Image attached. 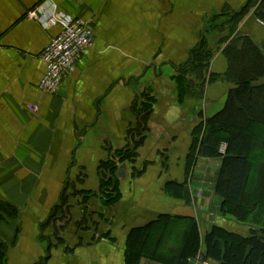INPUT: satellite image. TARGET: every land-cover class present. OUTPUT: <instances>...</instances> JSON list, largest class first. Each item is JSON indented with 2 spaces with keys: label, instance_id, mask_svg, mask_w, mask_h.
Returning a JSON list of instances; mask_svg holds the SVG:
<instances>
[{
  "label": "crops",
  "instance_id": "crops-1",
  "mask_svg": "<svg viewBox=\"0 0 264 264\" xmlns=\"http://www.w3.org/2000/svg\"><path fill=\"white\" fill-rule=\"evenodd\" d=\"M45 1L0 0L2 264H222L205 258L214 229L264 242V226L224 213L216 179L195 182L186 168L195 126L223 109L231 87L222 52L230 40H220L242 17L236 35L264 46L249 0H52L95 17L93 46L55 95L38 85L59 27L28 16ZM203 39L213 52L208 81L182 93ZM212 72L219 77L209 80ZM149 107L143 132L139 112ZM128 149L131 160L122 158Z\"/></svg>",
  "mask_w": 264,
  "mask_h": 264
},
{
  "label": "trees",
  "instance_id": "trees-1",
  "mask_svg": "<svg viewBox=\"0 0 264 264\" xmlns=\"http://www.w3.org/2000/svg\"><path fill=\"white\" fill-rule=\"evenodd\" d=\"M247 7H251L254 16L264 23V0H249ZM241 18H237V23ZM234 26L228 36L220 40L219 45L222 47L223 42L230 40L222 51L228 59V69L224 76L231 83L225 106L195 126L186 168L189 172L197 149L202 157L216 155L219 142L226 138L227 150L222 159L215 190L224 200L223 211L243 221L264 226V46L257 44L248 35H236ZM212 55L208 43L203 39L194 49L192 60L183 69V79L180 82L182 93H199L203 84L208 81V67ZM190 72L198 75L196 80L187 78ZM216 77L218 78L219 74L212 72L209 80ZM150 110L149 107L139 112L140 131L144 132L146 129L142 122ZM142 139L138 138L136 143ZM122 155L125 160H131L135 149H128ZM253 156L256 165L252 161ZM112 162H107L106 166H112ZM107 182L109 185L115 184L111 179ZM168 185L183 190L184 195L189 194L185 182L182 184L172 181ZM115 192L116 186L109 192L108 200L114 199ZM0 209H4L3 204H0ZM195 231H189L187 248L196 245ZM214 232L217 233L209 235L206 259L213 257L222 264H264V242L258 237L244 239L222 236V230L219 233L217 228ZM216 236L221 237L220 244L216 239L212 244ZM247 245L251 246V250L248 256L244 257ZM137 246L133 247V251H137ZM223 246L226 249L225 256L220 257ZM3 258L4 253L0 250V264L3 263Z\"/></svg>",
  "mask_w": 264,
  "mask_h": 264
},
{
  "label": "built area",
  "instance_id": "built-area-1",
  "mask_svg": "<svg viewBox=\"0 0 264 264\" xmlns=\"http://www.w3.org/2000/svg\"><path fill=\"white\" fill-rule=\"evenodd\" d=\"M28 16L45 29L59 27L58 33L50 39L41 54L46 71L38 85L44 93L58 94L65 78L78 68L93 46L95 17L70 15L52 0L36 6Z\"/></svg>",
  "mask_w": 264,
  "mask_h": 264
},
{
  "label": "rangeland",
  "instance_id": "rangeland-1",
  "mask_svg": "<svg viewBox=\"0 0 264 264\" xmlns=\"http://www.w3.org/2000/svg\"><path fill=\"white\" fill-rule=\"evenodd\" d=\"M227 140L226 138H222L221 141L219 142L218 148H217V154L212 155L210 157H202L198 154V149H197V155L195 156V160L192 163L191 169H196L197 175H195V182L201 183H210L213 180L218 178V171L220 169L222 159L226 154L227 150ZM199 146V144L197 145ZM255 155V154H254ZM252 161L256 165V161L254 160V156L252 158ZM215 172V173H212ZM218 172V173H217ZM201 187V186H200Z\"/></svg>",
  "mask_w": 264,
  "mask_h": 264
}]
</instances>
